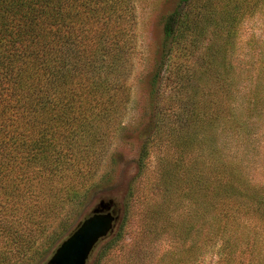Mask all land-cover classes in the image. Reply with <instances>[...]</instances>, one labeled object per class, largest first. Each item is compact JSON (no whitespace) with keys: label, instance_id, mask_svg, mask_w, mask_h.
I'll use <instances>...</instances> for the list:
<instances>
[{"label":"trees","instance_id":"trees-1","mask_svg":"<svg viewBox=\"0 0 264 264\" xmlns=\"http://www.w3.org/2000/svg\"><path fill=\"white\" fill-rule=\"evenodd\" d=\"M260 11L264 0H176L145 134L128 120L137 0H0V264H45L134 132L147 135L141 168L159 158L154 196L140 192L149 244L111 264H207L211 249L218 264H264V58L238 60ZM160 239L172 244L155 253Z\"/></svg>","mask_w":264,"mask_h":264},{"label":"rangeland","instance_id":"rangeland-1","mask_svg":"<svg viewBox=\"0 0 264 264\" xmlns=\"http://www.w3.org/2000/svg\"><path fill=\"white\" fill-rule=\"evenodd\" d=\"M175 5L176 0H137L138 48L134 58V70L130 77L133 100L129 105L128 120L132 125L131 128L134 127L135 130L145 128V134H152L154 131L152 111L150 114L148 112L145 114L146 118H141L147 101L148 74L153 67L154 58L157 56L163 40V17ZM239 40L238 60L242 68L248 67L246 63L249 64V67L261 64L262 58H264V11L257 12L243 23ZM136 134L137 132L132 134L131 142L123 143L120 146L121 153L116 158L117 166L112 169L111 175L106 177V181L100 188L91 193L85 206L80 209L74 223L64 235L67 237L78 223L102 201L113 204V208H116L120 215L119 222L113 234L98 245L89 264H98L101 251L110 243H114L116 248L112 249L114 254L106 256L104 264L112 263L111 256L118 254L130 256L131 253H135V245L148 246L149 244L148 239L139 242L142 239L141 227L145 218L140 192L150 190L149 197L154 196L155 191L152 185L157 177L159 158L156 153L152 154L146 162L148 168H141L139 152L141 143L146 141L143 136L147 135L137 138ZM118 235L123 236V243H118L120 242L117 239ZM170 243L172 244L171 240H155L151 242L150 249L155 253L162 252L169 248ZM142 250L143 248L140 251L136 249L137 254ZM51 254L52 252L47 255L45 264ZM205 261L207 264H218V249H211L206 254ZM37 264H42V262L39 261Z\"/></svg>","mask_w":264,"mask_h":264},{"label":"water","instance_id":"water-1","mask_svg":"<svg viewBox=\"0 0 264 264\" xmlns=\"http://www.w3.org/2000/svg\"><path fill=\"white\" fill-rule=\"evenodd\" d=\"M120 215L102 201L52 252L46 264H89L98 245L115 231Z\"/></svg>","mask_w":264,"mask_h":264}]
</instances>
